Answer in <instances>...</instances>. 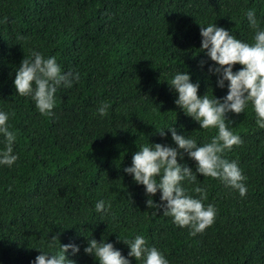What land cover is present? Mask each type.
Segmentation results:
<instances>
[{
    "label": "trees",
    "instance_id": "trees-1",
    "mask_svg": "<svg viewBox=\"0 0 264 264\" xmlns=\"http://www.w3.org/2000/svg\"><path fill=\"white\" fill-rule=\"evenodd\" d=\"M248 8L264 26V0H0V110L9 113L18 157L11 167L0 166V264H30L40 251L33 247L54 234L60 243L80 245L77 254L66 253L76 264H97L83 252L84 236H103L127 255L118 236L137 234L168 264H264V129L250 105L226 114L241 143L223 153L241 169L246 194L197 174L203 203L215 208L203 231L190 235L189 227L148 208L144 186L123 172L137 145L174 146L167 130L157 132L167 125L198 143L215 134L173 103L176 93L164 79L186 70L199 82L198 95L222 97L227 88L216 87L208 71L215 62L197 50L199 24L216 23L251 42ZM33 49L55 56L62 71L79 73L71 88L57 89L52 116L38 113L12 83ZM102 101L108 104L103 118L94 115ZM184 160L194 169V161ZM159 195L151 197L157 204ZM100 199L109 205L103 216L94 208Z\"/></svg>",
    "mask_w": 264,
    "mask_h": 264
},
{
    "label": "clouds",
    "instance_id": "clouds-1",
    "mask_svg": "<svg viewBox=\"0 0 264 264\" xmlns=\"http://www.w3.org/2000/svg\"><path fill=\"white\" fill-rule=\"evenodd\" d=\"M243 16L253 30L251 42L237 38L216 23H198L201 41L197 50L215 62L208 66V71L216 75V87L227 88L222 97L214 94L210 97L207 92L198 95L199 82H193L191 73L186 70H176L164 79L169 89L176 93L173 103L197 122L200 129L215 128V134L206 142L198 143L192 135L185 134L187 131L178 132L175 124L167 125L157 132L164 136L167 130L174 146L149 140L148 143L136 144L131 164L123 168V172L130 174L136 184L144 186L148 208L162 210L161 215L170 216L177 226L189 227L190 235L203 231L215 216L214 206L203 203L205 187L193 183L197 174L218 179L225 187L235 189L241 197L246 194L241 169L235 160H228L223 155L233 145L241 143V138L226 125V120L232 123L226 114H239L250 105L256 126L264 129V26L251 8L244 10ZM235 64L241 67L234 71ZM14 72L12 83L15 93L30 97L36 111L43 116L53 115L57 89L71 88L79 79L77 71H62L55 56H45L35 49L23 57ZM107 109L108 104L102 101L94 115L103 118ZM8 120L9 113L0 110V144L3 145L0 147V166L11 167L18 157L13 150L16 134L10 130ZM185 155L194 161V169L184 160ZM187 184H192L191 192L199 195H190ZM158 190L159 204L151 198ZM94 208L103 216L109 205L100 199ZM153 214L157 212L153 211ZM84 238L83 252L92 256L97 264H131L129 257L140 261V264H168L163 253L155 246L147 245L145 237L139 234L132 238L118 236V240L128 246L127 255H122L103 236L100 240L92 235ZM33 248L40 251L30 264H76L75 260L67 258L66 253L70 250L75 255L80 251L78 244L60 243L56 234L48 236L46 244Z\"/></svg>",
    "mask_w": 264,
    "mask_h": 264
}]
</instances>
